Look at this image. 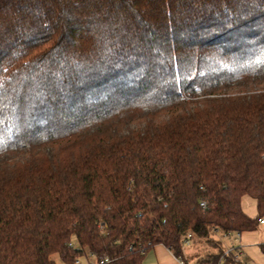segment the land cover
I'll use <instances>...</instances> for the list:
<instances>
[{"label":"trees","instance_id":"obj_1","mask_svg":"<svg viewBox=\"0 0 264 264\" xmlns=\"http://www.w3.org/2000/svg\"><path fill=\"white\" fill-rule=\"evenodd\" d=\"M263 154L264 0H0V264L214 262Z\"/></svg>","mask_w":264,"mask_h":264},{"label":"crops","instance_id":"obj_2","mask_svg":"<svg viewBox=\"0 0 264 264\" xmlns=\"http://www.w3.org/2000/svg\"><path fill=\"white\" fill-rule=\"evenodd\" d=\"M244 197H247V195H244L241 198V206H242V199ZM253 201L255 202V200L253 199ZM243 209V206H242ZM244 210V209H243ZM259 225L264 226V222L263 223H259ZM256 231V230H255ZM255 231H251V232H243L241 233V238H240V244L242 245V249L244 252V256L245 259L254 263V264H264V261L261 259V254L264 255V252L262 251L260 245L264 244V243H260V239H259V234H254ZM255 249L256 254L257 252L260 253V261H256L255 259L251 258L249 253H255ZM188 251V250H187ZM87 259H92L91 257H87V256H82L81 260L83 263H86ZM187 262L185 261V263L183 264H196L191 263L192 262V258L190 259V256H186ZM93 260V259H92ZM142 264H182L180 262V260L178 258H176L173 253L164 245L162 244H157L154 245L145 255L144 260L142 262Z\"/></svg>","mask_w":264,"mask_h":264},{"label":"built area","instance_id":"obj_3","mask_svg":"<svg viewBox=\"0 0 264 264\" xmlns=\"http://www.w3.org/2000/svg\"><path fill=\"white\" fill-rule=\"evenodd\" d=\"M264 158V154L262 155ZM207 201L202 200L200 201L199 205L202 208H205L207 206ZM264 219L260 218L259 223H263ZM240 238L241 233L238 231L234 232H226L222 234V239H228V243L223 242V251L218 257V259L214 262H207V263H199L195 262L196 264H254L246 259H242L244 256V252L242 249V245L240 244ZM184 244L186 247H190L192 244V235L191 233H188L184 239ZM71 245V243H69ZM88 257L92 258V256L88 255ZM93 259V258H92ZM87 259L86 263H83L81 260V257H76L74 259L73 264H104L108 261L107 257H102L99 259V261H96L95 259ZM180 262L183 264V261L180 260Z\"/></svg>","mask_w":264,"mask_h":264},{"label":"rangeland","instance_id":"obj_4","mask_svg":"<svg viewBox=\"0 0 264 264\" xmlns=\"http://www.w3.org/2000/svg\"><path fill=\"white\" fill-rule=\"evenodd\" d=\"M242 206H243L244 212L248 214L251 218H255L257 216V209H256L255 202L253 201V198H251L250 196L244 197L242 199ZM261 218L264 219V214L261 216ZM254 234H259L260 243H264V226L258 224L257 229L254 232ZM224 243H228V239H224ZM188 250H189V254H197V255L203 254V251H204V249L202 251L201 247L199 246L188 247ZM256 251L257 250L255 249V253H249V254L251 255L250 256L251 258L253 257L255 259V262L256 261L258 262L260 261V253L257 252L256 254ZM54 258L57 264H65L62 261H60L56 256ZM242 259L244 260L245 256H243ZM261 259L264 261L263 254H261ZM195 260L196 258L193 259L191 263H194Z\"/></svg>","mask_w":264,"mask_h":264}]
</instances>
